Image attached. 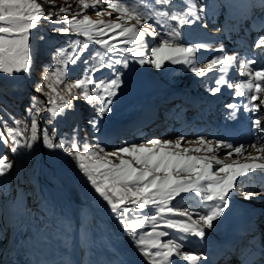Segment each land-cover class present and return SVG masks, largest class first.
Listing matches in <instances>:
<instances>
[{"label":"bare ground","instance_id":"bare-ground-1","mask_svg":"<svg viewBox=\"0 0 264 264\" xmlns=\"http://www.w3.org/2000/svg\"><path fill=\"white\" fill-rule=\"evenodd\" d=\"M181 3L182 0H176V6L178 4L181 6ZM192 3L195 5L194 11L199 19L190 17L192 22L183 26L180 39L186 46L207 45V47H201L196 53L198 57L196 62L203 59L198 68L206 74L196 75L191 69L187 73L190 75L189 77L196 75L201 79H209L211 89L220 87L221 91L213 94L210 90L209 95L202 97L193 91L199 88L196 84L197 81L196 83L192 82L193 86L192 83L190 85L182 84V82L163 86L159 83L160 76L157 73L140 74L123 85L128 97L134 100L135 108L132 109L127 119L115 123L108 128L109 130L104 131L105 133L108 130L104 135V140L109 139L110 142H113L118 137L125 138L130 132H138L137 135L127 140L128 147L144 145L151 148L152 145L149 144L151 136L152 139L159 140H164L167 137L165 141L172 142L182 138L181 149L202 148L195 141L201 138L212 142L213 140L205 127L195 132L194 124L199 125L205 115L208 117L207 115L210 116L211 113H214L215 104L216 106L218 104L228 106V102L231 105H237L235 110L240 115L245 113L243 115L244 126L241 131L236 133L239 138L231 144L247 146L258 142L257 129L252 126V121L259 117L263 124L264 115L257 116L258 112L244 111L243 105L248 103L247 98L236 96L235 88H228L227 83L218 85L216 80L223 76L226 82L234 85L246 81L248 77L241 76L239 73L240 64L247 59L255 58L258 61L257 65H252L254 68L264 65V55H260V49L256 47L257 38L264 36V0H192ZM63 7H67V5H63ZM59 8L52 11V17L56 15ZM184 10H187L186 5H184ZM48 11L45 10V13ZM218 16L220 22L217 21ZM212 24L215 25V28L208 29ZM50 30L55 32L52 28ZM227 36L233 42L230 48L224 44ZM118 38L119 41H114L112 35L108 37L107 40L112 46V50L123 51L125 48H131L136 50L129 52L132 55L141 52L137 44H125L123 37ZM238 40H243L242 46L235 45ZM252 41H255L253 46L251 45ZM146 46L151 45L147 44ZM167 54L164 52L159 55L166 56ZM220 54L237 57L226 74L219 70L208 71L206 68L210 60ZM164 65L173 66V63L165 59ZM176 65L177 67L173 66L175 70L187 66L183 63ZM190 95L192 97H189ZM222 101L226 103H221ZM261 101H264V91L258 94V99L253 103L259 105ZM191 103L195 105V108ZM136 105H138L137 108ZM159 108L164 109L160 111ZM132 112H135L134 115ZM189 112L194 113L198 118L194 120L195 122L189 120V114L186 115ZM263 112L264 105H261L259 113ZM167 120H171L170 124L173 125H167L165 123ZM180 124L182 126L178 129ZM158 126L160 127L158 128ZM170 133L175 135V138H168ZM259 135L264 136V133ZM61 141L63 140L55 137L53 142ZM63 142L65 144L63 149H49L43 142H40L39 149L33 147L29 149L24 167L13 172L12 189H18L26 182L31 183L29 185L32 188L27 190L30 195L29 207L18 211V204L12 203L15 217L1 221L5 229V236L0 247V264L18 262L27 258H34L36 261L44 260L48 264H149L148 258L139 251L137 243L133 238L130 240L132 235L126 229L125 224L121 223L122 216L117 217L112 213L107 202L96 193L87 175L79 167L75 156L69 154L72 151V146ZM216 143L220 142L215 141L212 146L215 147ZM165 151H177V149L168 148ZM230 151V149L220 148L215 153L202 150L200 152L191 151L187 155L210 157L214 154L223 161V165H230L234 162L250 163L252 162L251 157L260 155L251 147H246L244 155H237L233 152L229 156ZM85 163L90 164L94 161L85 160ZM223 165L213 163L212 169L215 172ZM255 173V175L252 173L248 175L259 178L260 173H264V169H256ZM219 175L223 176L224 174L219 173ZM238 179L241 180V177ZM98 182L101 181L98 180ZM203 183H208V181ZM261 185H264V182L258 180L248 185L247 189L252 190ZM109 195L111 194L109 193ZM244 197L243 193L233 188L229 193L228 207L217 220L213 221L214 227L212 228L204 227L199 221V215L204 214L206 208L201 198L194 193H181L170 201L169 207L174 205L197 206L193 214L196 220L192 218V221L204 229L205 236L201 238L188 235L186 239L179 241L185 251L201 257L197 264H217L216 261L221 256L224 259L221 261L236 257V260H241L242 263L246 262L247 257L239 255L242 252L239 243H235L236 239L233 233L236 225L234 223L245 207L244 203H261L264 196L259 198L251 196L247 200ZM7 204L11 206L10 201ZM165 219L187 220V217L174 216L165 209L158 216L155 224L150 222L153 234L164 231L173 235L160 237V240L166 237L174 239L183 235L174 229L165 228L163 226ZM262 223H264L263 218L259 219L257 226L259 232L263 231ZM251 234V232H244L243 236L251 242ZM148 238L152 239V237ZM175 258L176 256H173L171 259L176 261V264H188L187 261Z\"/></svg>","mask_w":264,"mask_h":264},{"label":"snow or ice","instance_id":"snow-or-ice-1","mask_svg":"<svg viewBox=\"0 0 264 264\" xmlns=\"http://www.w3.org/2000/svg\"><path fill=\"white\" fill-rule=\"evenodd\" d=\"M53 2V0H49ZM81 5L80 13H73L72 18L68 19L61 14L70 13L72 11L71 5L67 7H60L56 13L57 21L67 25L65 28H56L55 31H60L63 34L72 33L77 36H83V47L79 52L83 53L89 48V42L98 43L101 47L105 48L107 52L112 51V46L107 39H103L108 33H112V38L123 37L125 44L135 43L138 49L142 52L148 41L145 39L147 36L161 37L159 44L151 48L152 57L154 59H145L143 55L137 58V62L141 65L151 63L157 69L162 67L165 59H168L173 64L183 63L191 66V71L196 75H205L199 68L195 66L198 59L196 53L201 47L207 45L194 44L184 45L181 42V29L183 26L191 23L190 17L199 19L194 11L195 5L192 0H182L181 6L176 9V0H78ZM100 5H106L110 11L107 15L110 18L109 23L104 21H92L88 15L83 12L90 7L95 11L97 16L104 15V11ZM184 5L187 10H184ZM159 6V7H157ZM115 14V15H114ZM53 13L48 11L45 13L41 3L37 0H0V72L12 75L13 73L25 72L31 75L34 70V58L31 55L29 39L30 30L37 28L41 19L52 20ZM82 16V18H80ZM155 18L156 24H164L168 27V31L161 33L151 25L148 27H137L141 22H147L148 19ZM135 21L134 24L129 23ZM97 37H100L97 39ZM81 43L78 40H72L69 43L70 54L66 55V50L61 49L58 51L57 59L54 67L44 66L43 80H54L56 84H64L65 89L69 95L82 98L88 104L94 105L98 116L102 117L104 113L109 112L108 107L111 104V97L117 94V89L120 87V76L116 75L109 81L99 83L94 81L93 74L98 72L104 66V53L96 52L95 56H89L84 59L83 63L86 66L84 74L81 78L74 82L66 80L68 74V64L75 65L81 59L80 55H76V44ZM256 47L260 49V55H264V36L258 37ZM123 51L135 52L131 48H125ZM168 53L166 56L161 57L160 53ZM96 61L91 63V61ZM237 60L235 55L227 56L220 54L212 58L206 65L208 71L219 70L227 73V70ZM116 64H123L124 68L128 67V59L116 60ZM258 61L255 58L247 59L240 64V75L247 76L246 81L239 84H232L226 82L223 76L217 78L218 85L227 83L228 88H235V95L238 97L245 96L248 100L247 104L243 105L246 112H259L261 101L259 105L253 103L258 99V94L264 91V65L252 67L257 65ZM90 65V66H89ZM111 67V63L108 64ZM89 85H94L97 89L92 92ZM43 85H37V91H42ZM50 93H55V88L49 84ZM73 89L77 91L72 92ZM103 95H101V91ZM213 94L220 92V87L211 89ZM62 103L57 106L55 98L49 95L48 103L52 105L47 111L51 114L49 123L57 116L64 114V109L71 108L73 105L69 100H64L60 97ZM39 101L33 97V103L28 109L31 116L30 125H26V131L30 132L27 137L25 147L31 149L33 142L37 140V117L40 115L41 109L38 107ZM228 107L235 109L237 105H228ZM34 110V111H33ZM16 127L8 126L4 123V132H0V141L4 144L9 142L11 138L13 147L12 153L17 154L20 137L24 132L19 128V121H14ZM90 124L95 128L96 120H90ZM252 126L257 129L258 142L251 143L247 146L241 144L234 146L231 143H216L215 147L212 146V141H207L203 138L195 141V143L202 146V148H183L181 149V139L172 141H161L153 139L149 143L151 148L140 146L122 147L115 152H105L104 148L96 145L91 148L88 144L84 145V153L81 155L76 151L77 145L74 142L70 155H74L79 162V167L85 172L88 180L91 182L92 187L95 189L104 201L110 206L112 213L117 217L128 213L132 209L122 207L129 201L137 210H143L146 206L155 207V215H148V219L154 224L157 222L158 216L167 210L177 217H187V220L181 219H165L163 226L168 229H174L183 234L174 239H169L167 242H161L160 237L167 236L168 233L159 231L153 233H146L152 239L148 242L141 236L137 240L139 251L148 258L149 264H176L172 260L173 256H177L188 264H197L201 259L198 255H192L187 252H182L183 245L179 242L186 239L188 235L198 236L203 238L205 236L204 229L199 227L198 224L192 221L191 212L188 208L179 211L175 206L169 207L170 201L175 199L181 193H194L200 197L204 202L206 211L204 214L199 215V221L202 222L204 227H214L213 221L217 220L228 207L229 193L233 188L242 187L249 179V173L255 175L256 169H264V136L259 135L264 133V127L261 126V121L256 118L252 121ZM55 131V130H53ZM40 136L43 144L49 149H63L65 144L61 142H53V137L47 132V129L40 130ZM75 140V138H74ZM246 147L255 149L260 155L251 157L250 163L234 162L230 165H223V161L217 158L216 155L210 157H193L187 155L191 151L200 152L206 150L208 153H215L220 148L230 149L229 156L234 152L237 155H244ZM177 149V151H165V149ZM99 154H103L102 156ZM130 156L131 161L126 159H119L118 164H113L108 157L117 156ZM85 160L94 161V163L86 164ZM133 161L135 165L133 166ZM213 163L221 166L217 171H213ZM12 164L7 161V157L0 158V176H3ZM102 169L106 171H101ZM163 173V175H158ZM219 173H223L220 176ZM187 174V175H182ZM264 176V173H260ZM102 177L101 182L98 179ZM243 177L240 180L238 178ZM208 181V183H203ZM111 193V195H109ZM252 193L249 192L245 195V199H250ZM115 197V199H113ZM208 202H212L209 204ZM125 224L127 230L131 231L133 237H136L135 229L143 227V220H134L132 223ZM149 249H156L151 252Z\"/></svg>","mask_w":264,"mask_h":264},{"label":"rangeland","instance_id":"rangeland-1","mask_svg":"<svg viewBox=\"0 0 264 264\" xmlns=\"http://www.w3.org/2000/svg\"><path fill=\"white\" fill-rule=\"evenodd\" d=\"M91 2V0H89ZM37 2L41 3L44 10L53 11L58 9L63 5H71L72 11L70 13H66L62 16H66L68 19L72 18L73 13H80L81 12V5L78 3V0H53V2H49V0H37ZM46 6V7H45ZM159 7V6H157ZM100 8L104 11V15L97 16L95 11L90 7L89 9L85 10L83 14L88 15V17L92 21H104V23H109L110 18L107 13L110 9H107L106 5H100ZM180 8V5L176 6L177 10ZM115 15V14H114ZM82 18V16L80 17ZM219 16L217 17L218 21ZM57 21V16L55 15L52 17V20H44L41 19L37 28L30 30V51L31 55L34 58V70L32 71L31 75L25 72L20 73H13L9 75L7 73L0 72V132H4V123H7L8 126L16 127L17 125L14 121H19V128L24 132V134L20 137H17L19 141L18 152L17 154L12 153L11 148L13 147V142L11 138L7 144H4L0 141V158L7 157V161L12 164V167L3 175L0 176V247L4 240L5 236V229L2 226L1 221L6 219H12L15 217L14 208L12 207V203L18 204V211L21 209H25L29 207V199L30 195L28 194L27 190L32 188L31 183L26 182L24 185H21L18 189H12L14 180H13V172L15 173L18 170H21L27 162V156L29 153V148L25 147L24 145L27 142V137L30 135L29 131H26V125H30L31 123V116L28 109L31 107L33 103V97L37 98L38 107L41 109L40 115L37 117V140L33 142V148L39 149L41 136L40 130L47 129V132L50 136L53 137V141L55 137L65 141L68 145L72 146L75 142L77 145V151L81 152L83 155L85 149L84 145L88 144L91 148H95L96 145H100L104 148L105 152L111 153L115 152L122 147L127 146V140L131 139L133 136L137 135L138 132L135 133H128L125 138L118 137L113 142H110L109 139L104 140L105 133L109 130L108 128L115 123H119L130 116V112L132 109L135 108V104L133 103L134 100L130 99L124 90L123 85L129 81L131 78H135L140 74L151 75L157 73L160 76L159 83L164 85H174L182 82V84H190L193 81H197V85L199 88L198 94L200 96L209 95L211 93V86L209 79H201L199 77L191 76L187 73L191 66L187 65L185 68L180 67V70H175L174 65L177 67L176 64L173 66H165L164 62L162 67L157 69L151 63H146L141 65L137 62V58L140 55H143L145 59H154L152 57L151 48L156 47L161 37H152L147 36L148 39V46L145 47L144 51L138 54H131L129 52L123 51H115L112 50L111 52H107L105 48L101 47L98 43L89 42V48L81 53L79 49L83 47V36H77L72 33L63 34L60 31L53 32L50 28H65L67 27L66 24L62 22H55ZM129 23L134 24L135 21H130ZM64 24V25H63ZM155 27L159 30L162 34L168 31V27L164 24H156L155 18L148 19L146 23L143 21L141 25L137 27H148V26ZM215 25H211L210 29ZM112 35V33H108V35L104 36L103 39H108V37ZM100 37H97L99 39ZM72 40L81 41L75 45L77 48L76 55H80L81 59L77 61L75 65L69 63L68 64V74L66 76V80L69 82H74L77 79L81 78L84 74L85 65L83 63L84 59L89 58V56H95L96 52L104 53V66L100 68L98 72L93 74V79L96 82L103 83L105 81H109L114 78L116 75L120 76L121 84L120 87L117 89V94L114 97H111V104L108 105L110 108L109 112L104 113L102 117L98 116L96 107L94 105L88 104L82 98L76 97L74 95H69L68 91L65 89L64 84H56L54 80L44 81L43 80V69L44 66L47 65L50 68L55 66L58 51L61 49L66 50V55L70 54L71 50L69 49V43ZM120 39H114V41H119ZM49 41V42H48ZM54 44V49L49 52V59L45 58V52L40 53L39 56L36 57L37 48H47L49 47V43ZM161 56V55H160ZM164 57V56H161ZM124 58L128 59V67L124 68L123 64H116V60H123ZM203 60V59H202ZM201 60V61H202ZM201 61L195 63V66L198 68L201 66ZM96 61H91V63H95ZM111 63V67L108 64ZM207 63V62H206ZM169 64V63H168ZM90 66V65H89ZM189 66V68H188ZM169 67V69H168ZM179 67V66H178ZM173 68V69H172ZM201 79V80H200ZM43 85L42 91H36L37 85ZM49 84L55 88V93H50ZM19 85L23 88L22 95L18 93H10L9 88H17ZM191 85V84H190ZM193 86V83H192ZM36 87V90L34 88ZM89 89L92 92H96L97 89L94 85H89ZM16 90V89H15ZM77 90L73 89L72 92L75 93ZM101 95H103L102 90ZM49 95H52L55 98L56 105L59 106L62 101L60 97H63L64 100H69L73 107L64 109V114L57 116L54 120L49 123L50 113L47 111L48 108H51L52 105L48 103ZM26 98V99H25ZM11 105V110L9 109V105L7 106L6 103ZM144 103V102H143ZM147 103V102H146ZM138 105H136V108ZM34 111V110H33ZM133 115L135 112H132ZM260 115V113H259ZM90 120H96V127L94 128L92 124L89 123ZM108 129L105 133L104 131ZM55 130V131H53ZM4 135L7 137V133L4 132ZM175 135H168V138L173 139ZM75 138V140H74ZM167 139L164 138L165 141ZM150 144V143H149ZM67 145V146H68ZM103 155V154H99ZM126 159L131 161L132 158L130 156H117V157H108L113 164H118L119 159ZM133 166L138 167L135 165L133 161ZM101 171H106L102 169ZM158 175H162L159 173ZM99 181L102 180V177L98 179ZM237 189V187H236ZM26 191V193H25ZM111 194V193H110ZM115 199V197H114ZM11 202V206L7 204V202ZM128 207L132 209L126 214L122 215V220L126 221L127 223H132L134 220H143L144 224L143 227L135 229L136 237H133L131 231L129 233L132 235L130 240H133L137 243V240L143 236L145 241L148 242L150 239L146 236V233H152V228L150 227V221L148 219V215H155V207L154 206H146L142 211L137 210L133 207L131 202L129 201L126 205H122V207ZM175 208L179 211L184 210L185 205H174ZM172 207V206H170ZM148 215H145V214ZM5 217V218H4ZM4 230V232H2ZM171 236L172 234H168ZM173 236V235H172ZM172 239L171 237H166L161 242H167V240ZM6 242V241H5ZM132 242V241H131ZM4 244V243H3ZM151 252H155L156 249H149ZM182 252H187L192 254L189 251H185L182 247ZM175 259H179L177 256Z\"/></svg>","mask_w":264,"mask_h":264},{"label":"trees","instance_id":"trees-1","mask_svg":"<svg viewBox=\"0 0 264 264\" xmlns=\"http://www.w3.org/2000/svg\"><path fill=\"white\" fill-rule=\"evenodd\" d=\"M49 42V41H48ZM54 49V44L51 42V43H49V47H47L46 49L45 48H37V52H36V57L37 56H39L40 55V53H44L45 52V50H46V52L47 53H45L46 55H45V58L46 59H49V52L51 51V50H53ZM16 89V90H15ZM34 90H36V87L34 88ZM37 91V90H36ZM9 92L10 93H18L19 95H22V93H23V88H22V86L21 85H19L17 88L15 87V88H9ZM26 99V98H25ZM6 105L8 106L9 105V109L11 110V105H10V102L9 103H6ZM1 108V107H0Z\"/></svg>","mask_w":264,"mask_h":264}]
</instances>
